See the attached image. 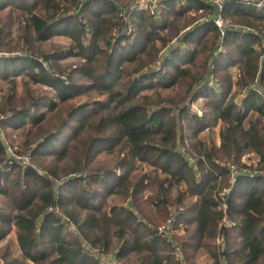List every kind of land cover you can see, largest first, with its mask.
<instances>
[{
  "label": "trees",
  "instance_id": "16d2710c",
  "mask_svg": "<svg viewBox=\"0 0 264 264\" xmlns=\"http://www.w3.org/2000/svg\"><path fill=\"white\" fill-rule=\"evenodd\" d=\"M27 1L8 0L0 5V11L9 7L11 13L20 14L15 32L16 21H10L13 26L5 24L0 29V57L9 54L7 62L0 64V79L13 86L19 78L26 80L27 85L30 82L50 86L55 94L49 97L48 112L57 110L63 116L53 128L36 135L32 130L42 129L47 113L36 111L29 120L27 116L30 107L43 97L31 96L24 107L17 108L11 104L17 98L13 93L9 96V104H0V118L9 113V117L20 119V123L26 120L22 134L28 137L25 143L14 145L7 142L8 133L3 135L0 129V195L6 198V205L0 206V238L15 225L21 255L33 264H114L110 260H116L118 264L132 261L137 264H175L172 254H163L172 242L160 236V223L180 215L176 223L170 222L169 228L176 229L182 223L193 224L200 239H215L228 236L227 229L223 232L222 220L229 213H236L242 217L236 228L241 241L236 247L230 244L223 255L230 261L235 260L236 264L262 263L264 27L252 26V30L243 32L231 25L220 27L216 21L221 17L239 22L235 18L238 16L253 17L262 23L264 0L251 1L255 4H250L249 8L239 0H224L220 5L207 0H165L163 16H149L143 10L133 13L132 4L120 0H33L32 4ZM171 1L174 6H169ZM260 2L263 4L259 7ZM98 4L100 9H97ZM194 12H204L205 17L191 18L181 30L186 31L179 37L178 47L173 46L174 50L170 49L163 56L165 67H173L172 84L181 81L188 84V80L195 79L190 64L193 66L202 57L201 52L209 53L200 67L208 77L212 72L210 62L218 47L232 44L234 49L228 55L242 64L239 79L229 87L238 89L240 102L230 95L231 90L224 97L220 96L227 84L218 85L217 90L205 88L200 96L209 97L206 100L211 109L209 116L223 123L221 146L206 151L205 145L201 144L200 150L186 156L179 151L180 147H185L179 144L186 142L185 131L191 130V122H196V128L199 121L207 118L203 120V116L192 114L186 104L177 110H167L156 103H139L138 98L154 87V83L149 82L153 75L148 76L153 68L136 75L128 72L124 64L135 61L157 43L168 47V39L161 33L169 30V16L182 18ZM60 25H65L64 33L74 41L78 51L69 49L66 55L82 61L65 78L51 73L55 67L47 68L34 50L36 44L50 40ZM132 26L135 32L128 34ZM196 36L199 42L195 51L188 45ZM208 44L215 47L210 49ZM173 54L176 55L169 60ZM23 55L29 57L22 60ZM49 58L46 56L44 60ZM8 62H11L10 66ZM186 63L188 65L184 66ZM228 63L235 62H219L215 72L226 68ZM81 78L84 83L78 82ZM195 81L188 84L189 99L199 96ZM158 86L168 87L162 81ZM26 91L30 92V89ZM91 93L102 99L70 102ZM59 104L67 105L66 113L58 108ZM89 105L97 107L93 114L86 111ZM184 119L188 125L183 123ZM7 123L8 120L2 121L0 127ZM17 123L14 122L13 128H19ZM203 128L204 124L199 130ZM85 135L80 156L71 157L72 143ZM104 149L119 154L121 159L115 167L126 169L124 174L113 170L117 177L110 188V170L97 169L92 164L97 153ZM216 150L221 151L223 158L233 166L222 165L223 161L214 155ZM245 153L260 157L261 170H241L245 167L241 161ZM14 154L26 155L36 161H40L36 158L40 156L43 160L39 162V168H34L15 160ZM48 156H53V160L46 165ZM136 162L152 166L153 176L145 173L131 177ZM2 167H11V170L4 174ZM219 180L224 185L214 186L213 183ZM238 184L247 189L234 188L225 192ZM172 185L178 189L182 187L180 194L172 195ZM111 196L120 199L114 203ZM185 197L191 200L187 205L183 202ZM97 199L101 202L96 204L93 201ZM151 205L161 214L160 223L148 219ZM222 205H227L225 211L220 209ZM181 208L185 213L180 212ZM181 220L183 222H179Z\"/></svg>",
  "mask_w": 264,
  "mask_h": 264
},
{
  "label": "rangeland",
  "instance_id": "374dc122",
  "mask_svg": "<svg viewBox=\"0 0 264 264\" xmlns=\"http://www.w3.org/2000/svg\"><path fill=\"white\" fill-rule=\"evenodd\" d=\"M8 0H0V5L4 4ZM122 3L125 4H132L133 13L139 12V11H146L149 16H157V14H160L163 16V9H165L164 4L166 3L165 0H120ZM215 4H222L224 0H207ZM243 3L248 5V8L250 7V4H255V2L251 1H257V0H239ZM33 0H28L27 4H32ZM173 2V3H172ZM172 4H169V6H174V1H171ZM263 4V2H260L259 7ZM12 8H5L0 11V29L5 24H15L13 26V31L15 32V27L17 24V21L19 20L20 14L16 11L10 12ZM97 9H100V5H97ZM262 7L260 8V10ZM136 10V11H135ZM10 13V14H9ZM10 15V16H8ZM159 15V16H160ZM160 16V17H161ZM205 17L204 12H194L190 15H187L186 17L182 18H175V16L171 15L168 18L169 22V30L166 32L161 33V35L167 37L168 39V47H164L162 43H157L158 45L155 48L148 49L147 51L141 53L140 56H138L135 61L133 62H127L124 64L126 66V70L128 72H131L132 74L140 75L141 73L147 71L149 67H152L153 70L148 73V76L153 75V79L151 78L149 82L154 83L153 89L148 90L147 92L143 93L141 97L138 98L139 103H156L159 108H167V110H177L181 105L186 104L189 108V111L192 114H197L198 116L202 117L203 120L207 118L206 121H199V124L196 128L194 126L196 125V122H191V130L185 131L186 135L188 136L186 139V142L184 144L179 143L180 145H184L185 147L179 149L180 152L184 153L186 156L193 155V153H196L197 150L201 149V144L205 145L204 149L206 151H210L211 149H219L221 146V130L223 127V123L220 121H217L215 118H212L209 116L211 109L208 108L206 104V100L209 97L200 96L206 89H215L217 90L218 85L223 84L226 89L224 88L223 91L220 92V96L224 97L226 93L230 92V84L233 82H237L240 76L241 71V64L236 58L230 57L228 55V52L233 51L234 48H232V44L224 45L221 44L218 47V50L215 52L214 59L210 62L209 68L212 70L211 74L207 77V75H204V72L201 70V65H203V62L207 60V55L209 53H205V55L201 52V58L197 60V62L192 66L190 64V68L192 70L193 75L195 76V84L197 85V94L198 97L195 96L193 99H189V87L188 84L191 83V81L194 80H188L185 82H179L172 84L173 81H171L172 71L173 67L168 65L165 67V59L163 56H165L166 52L168 53L170 49L173 48V46L178 47L179 43L177 41L179 40V37L186 31H181L185 26L189 24V21L192 19L197 20V18ZM236 20L239 22L233 20L232 18H228L227 20H223L221 17L217 19L216 24L220 27H225L227 25H231L234 27H239L245 32L246 30H252V26L254 27H264V22L260 23L258 20H256L253 17H238L235 16ZM127 19L129 21V18L127 16ZM10 21L12 23H10ZM202 21V20H201ZM159 22V21H158ZM237 22V24L235 23ZM241 22V23H240ZM146 23H148L146 21ZM10 27H7L9 29ZM64 28V29H63ZM65 32V25H60L58 29L56 30V34H53V36L48 40L46 43L41 45H35V55H38V60L40 62H43L47 68H50L54 66V70H51V73L54 75L65 78L69 75L70 71H73L78 64H80L82 61L80 58L74 57V56H68L66 55L67 50L74 49L75 52L77 51V47L75 46L74 41H72L69 36L64 33ZM135 29L132 26L131 30H128V34L134 33ZM179 33V35L177 34ZM15 34V33H14ZM176 34L178 37H175ZM133 35H131V41H133ZM198 36L193 37L192 41L188 46H190L193 50L198 49ZM212 40V39H211ZM166 42V43H167ZM211 42V41H210ZM210 44V43H209ZM208 44V45H209ZM207 45V46H208ZM210 49L214 48L215 46L209 45ZM175 48V47H174ZM183 48H185L183 46ZM174 50V49H172ZM221 53V54H220ZM186 52L184 53V55ZM176 54L171 55L170 59L174 58ZM0 57V64L6 63V57L9 56L8 53L2 54ZM50 57L49 60H44L45 57ZM24 57H29L27 55H23L20 57V59L23 60ZM187 59V57H186ZM234 61L235 63L229 64L226 66V68H223L222 70L215 72V67L219 62H227V61ZM194 59L192 61H189L190 63H193ZM9 66L11 65V62H8ZM18 63V62H17ZM20 63V62H19ZM198 63V66H195ZM152 65V66H151ZM188 65V63L184 64ZM168 71V74L166 75V72ZM138 71V72H137ZM166 71V72H165ZM137 72V73H135ZM146 74V73H145ZM0 73V77H1ZM164 82L166 88H162L161 86L157 87L158 82ZM79 83H84V79H79ZM143 84H145V81H142ZM195 87V86H194ZM27 89H30V92L26 91ZM160 93L159 96H157V93ZM15 93L17 95V98L13 100L11 103L13 107L22 108L25 104H27V101L30 99L31 96L38 97L41 96L42 100L38 101L34 105L30 107V113L27 116V120L33 117V114L36 111H40L43 113H47V121H45V124L42 126V129H39L38 127L33 129L32 132H34L36 135H39L47 130H50L59 122L60 118L63 116V113L60 111H55L53 113L48 112V105L50 104V98L53 94H55V90L52 89L50 86H47L45 84H32L29 82V84H26V80H23L22 78H19L17 80V84L13 86V83H7L0 79V104H7L9 100V96ZM210 94V93H209ZM237 97L238 95V89L233 88L231 90V94ZM45 96V97H44ZM146 97V98H145ZM187 98L184 101V98ZM239 97H237V101H239ZM55 99L59 101V98ZM95 99H102L97 96L96 93H91L87 96L78 97L77 99L70 101V102H83L89 100H95ZM219 99L218 101H220ZM9 104V103H8ZM40 104V105H38ZM241 105V103H239ZM7 107V106H6ZM58 108L66 113L67 105L59 104ZM96 106H87L86 111L90 114H93L96 110ZM173 113L178 114L179 111H173ZM10 114L4 115V117L0 118V123L4 120H8V123L5 127H0V129L3 132V135L8 133L9 137H7V142H13L14 145H21L25 143L27 138V134H22V126L24 125V122L20 119H13V117H9ZM8 117V118H7ZM14 122H18L17 126L19 128H13ZM183 123L188 125V121L186 119L183 120ZM204 124V128L202 130H199ZM209 124V126H207ZM1 126V125H0ZM196 136L193 138L191 135ZM190 135V136H189ZM87 138V135L82 137L80 140L73 142L70 149L71 157H79L81 151H83L85 146V139ZM195 148L193 147V144ZM9 152H12V150L9 149ZM188 153V155L186 154ZM14 159L19 161L21 164H24L26 166H32L34 168H39V162L43 160L42 157L37 156L40 161H36L34 158L31 159L30 157L26 155L18 156L14 154ZM214 155L218 157L222 162V165L224 166H233L231 162L227 161L223 158V153L221 151L216 150ZM222 158V159H221ZM46 159V165H49L51 161L53 160V156H48ZM121 156L116 153H109L107 149H104L100 153H97L96 159L93 161V166L97 169L102 170H110L111 175L109 178L110 186L112 185V182L115 180L118 174H124L126 169H117L118 167H115L116 164L120 161ZM226 160V161H225ZM242 163L245 165V167L241 168L247 169L252 168V170L259 171L260 169V157L254 153H245L241 157ZM70 169V168H69ZM11 170V167H2L1 171L4 174H8ZM113 170H116V172H113ZM132 170H134L131 173V177L135 176L136 174H151L153 176L154 168L150 165H146L143 162H136L135 165L132 166ZM245 171V170H244ZM109 172V171H107ZM161 177H164V175H161ZM134 179V178H130ZM62 183V181H60ZM170 184V182H169ZM168 184V185H169ZM214 186L220 187L223 184V181H218L217 183H213ZM182 187H179V189ZM184 188V187H183ZM240 189V190H246L247 187H245L243 184L233 185L230 186L229 189H226V193L233 190V189ZM179 189L172 185V195L180 194ZM144 194H148V192H145ZM110 199L115 203L118 202L120 197L118 196H111ZM189 198H184V203L187 205L190 203ZM93 202L99 203L101 202V199L94 200ZM126 205V203H124ZM6 205V198L3 195H0V206ZM144 208V206H143ZM182 209V208H181ZM223 211L227 209V205H222L221 208ZM151 210V212H150ZM184 208L180 212H184ZM149 217L148 219L156 223H160L161 214L157 213L156 209L152 208V205L149 207ZM181 213V214H182ZM185 213V212H184ZM230 214V215H229ZM227 217L225 216V219L222 220V225L224 226V230L227 229L228 236L221 235L216 237L215 239L212 238H199L198 233H195L193 224L185 225L180 224L178 228H169L170 222L175 221L178 218L176 215L173 219L166 220L165 223H160L158 232L160 233V236L162 238H168L172 243L170 248L163 252L164 255L166 254H172L174 258L175 264H236L235 260L230 261L227 259L223 252L227 249V247L232 244L233 247H236L238 243L241 241V237L239 236V229L238 224L242 220V217L240 215H237L236 213L232 214L229 213ZM82 216H84V213H82ZM163 221V220H162ZM161 221V222H162ZM183 222V220L179 221ZM13 228L11 231H9L7 234L3 235L2 238H0V264H33L30 263V261L23 259L21 255V251L19 249V245L17 242V235H16V228L15 225H12ZM162 231H167L165 233L166 236L163 235ZM226 232V231H225ZM187 242H191L190 244H187ZM162 246V244L160 245ZM160 249V247H158ZM172 248V249H171ZM132 256V255H130ZM129 258V256L127 257ZM172 258V259H173ZM228 260V261H226ZM114 264H118L116 260H110ZM136 262V261H135ZM135 262H131L130 264H137ZM122 264V263H121ZM259 264H264V261Z\"/></svg>",
  "mask_w": 264,
  "mask_h": 264
},
{
  "label": "built area",
  "instance_id": "2783aa9c",
  "mask_svg": "<svg viewBox=\"0 0 264 264\" xmlns=\"http://www.w3.org/2000/svg\"><path fill=\"white\" fill-rule=\"evenodd\" d=\"M174 223H175V221H174ZM166 232H167V231H162V233H164V234H165Z\"/></svg>",
  "mask_w": 264,
  "mask_h": 264
}]
</instances>
